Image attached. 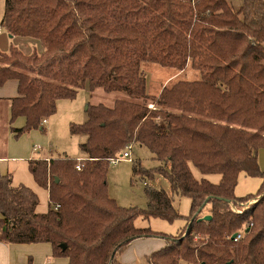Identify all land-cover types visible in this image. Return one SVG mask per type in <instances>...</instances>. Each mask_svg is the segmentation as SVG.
I'll list each match as a JSON object with an SVG mask.
<instances>
[{
	"label": "trees",
	"instance_id": "1",
	"mask_svg": "<svg viewBox=\"0 0 264 264\" xmlns=\"http://www.w3.org/2000/svg\"><path fill=\"white\" fill-rule=\"evenodd\" d=\"M0 27L41 46L25 54L10 44L0 52V85L18 82L10 123L25 117L11 128L15 136L44 130L56 101L83 87L128 94L111 106L88 104L87 120L70 124L72 134L87 135L79 145L85 160L28 161L48 192L45 212L36 211L34 191L0 174L1 241L48 242L68 264H120L133 239L160 237L165 245L145 257L148 264H264V171L257 163L264 147V0H242L237 9L228 0H5ZM143 62L178 71L190 65L199 77L150 95ZM136 143L159 165L132 160L133 176L159 173L169 184V192L145 187L142 209L107 193L108 159ZM191 165L219 181L195 178ZM240 173L261 178L257 192L235 196ZM174 195L190 199L184 235L135 226L138 217L181 218ZM257 196L240 213L230 208V201L238 206Z\"/></svg>",
	"mask_w": 264,
	"mask_h": 264
},
{
	"label": "rangeland",
	"instance_id": "2",
	"mask_svg": "<svg viewBox=\"0 0 264 264\" xmlns=\"http://www.w3.org/2000/svg\"><path fill=\"white\" fill-rule=\"evenodd\" d=\"M228 2L234 9H237L242 4V0H228ZM4 4L5 0H0V22L4 13ZM27 40L36 42L38 44L36 45V51H39L41 47L39 42L32 38L15 37L11 42H17V47L23 53L28 54L33 51L34 46L28 44ZM141 69L146 77V92L150 95L158 94L161 88L169 86L178 80H192L199 77V72L192 69L190 65H187L183 71H178L175 68L162 67L151 62H143ZM118 98H128V94L124 91L106 92L102 88H96L91 92L87 87H83L78 90L73 99H58L56 101L55 112L47 117V120L42 124L44 130L35 129L38 137L37 140L32 142L41 146L40 150L36 153V157H39V159H47L49 157L57 158L66 156L77 160H85L87 156L80 149L79 145L86 140L87 135L84 133L72 134L70 132V124H82L87 120L86 108L88 104L102 103L111 106L113 101ZM27 133L24 134L26 135ZM130 158L131 160H119L114 164H109L106 175L107 193L121 206H136L142 209L146 206L145 187L163 188L169 192V184L166 178L159 173H154L151 177L143 175L133 176L132 160H139L141 166L144 168H153L159 165V162L152 158V154L147 148L137 143L134 144L130 148ZM257 163L259 169L264 171V147H260L257 151ZM191 171L197 179L205 178L212 183H217L220 179L219 174H202L192 165ZM17 179L25 183L24 185L29 187L37 195L38 204L36 211L45 212L48 209L47 190L35 183L31 173L25 166H19L15 180ZM261 182L262 180L259 177H250L240 173L234 188V194L236 197L253 194L260 188ZM258 198L259 196L247 202L239 203L238 206L230 201L229 205L233 212L240 213L247 209L249 205L256 202ZM172 203L182 215L181 218L169 222L160 218L151 217L149 219H142L138 217L134 222L135 226L149 227L154 231L174 235L175 237L181 234L184 235L182 228L185 225L184 217L189 213L190 199L188 197L174 195ZM169 238L172 239L173 237ZM163 241L165 240L163 239Z\"/></svg>",
	"mask_w": 264,
	"mask_h": 264
},
{
	"label": "crops",
	"instance_id": "3",
	"mask_svg": "<svg viewBox=\"0 0 264 264\" xmlns=\"http://www.w3.org/2000/svg\"><path fill=\"white\" fill-rule=\"evenodd\" d=\"M13 39L15 36H9L0 28V52H5L10 44L17 46V42H11ZM27 43L34 47L38 45L30 40H27ZM17 96L16 79H9L0 85V174H10L13 185L25 184L15 180L17 170L19 166L28 169L29 160L39 159L36 153L41 148L39 144L32 142L38 137L35 129L19 136H15L11 130L25 124L24 116H18L10 123V100ZM164 245L165 241L160 237L136 238L119 254L118 260L120 264H148L145 257ZM0 264H68V258L54 256L52 246L48 242L5 243L0 240Z\"/></svg>",
	"mask_w": 264,
	"mask_h": 264
},
{
	"label": "built area",
	"instance_id": "4",
	"mask_svg": "<svg viewBox=\"0 0 264 264\" xmlns=\"http://www.w3.org/2000/svg\"><path fill=\"white\" fill-rule=\"evenodd\" d=\"M44 122H45V119L43 120V123ZM130 148H131V146H127L126 149H125V151H123L120 155H118L116 157H110L108 159V163L109 164H114V163H116L119 160H125V159L126 160H131V158H130ZM80 166H81V164L78 163L76 165V168L79 169ZM236 237L239 238L240 237V234H237Z\"/></svg>",
	"mask_w": 264,
	"mask_h": 264
},
{
	"label": "water",
	"instance_id": "5",
	"mask_svg": "<svg viewBox=\"0 0 264 264\" xmlns=\"http://www.w3.org/2000/svg\"><path fill=\"white\" fill-rule=\"evenodd\" d=\"M9 36H11V35H9ZM56 181H57V179H56ZM260 196H261V195H260ZM260 196H259V197H260ZM229 203H230V202H229ZM210 217H211V216L208 214V215H204V216L202 217V219H210ZM235 236H236V234L234 233V234H232L231 237H232V238H235ZM201 264H202V263H201Z\"/></svg>",
	"mask_w": 264,
	"mask_h": 264
}]
</instances>
